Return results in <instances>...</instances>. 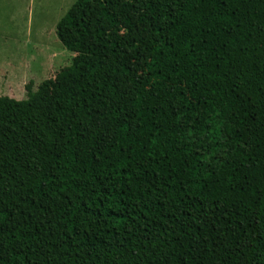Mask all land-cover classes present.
<instances>
[{
    "label": "trees",
    "instance_id": "trees-1",
    "mask_svg": "<svg viewBox=\"0 0 264 264\" xmlns=\"http://www.w3.org/2000/svg\"><path fill=\"white\" fill-rule=\"evenodd\" d=\"M56 35L0 96V264H264V0H73Z\"/></svg>",
    "mask_w": 264,
    "mask_h": 264
},
{
    "label": "rangeland",
    "instance_id": "rangeland-1",
    "mask_svg": "<svg viewBox=\"0 0 264 264\" xmlns=\"http://www.w3.org/2000/svg\"><path fill=\"white\" fill-rule=\"evenodd\" d=\"M73 0H0V96L27 98L69 65L56 25Z\"/></svg>",
    "mask_w": 264,
    "mask_h": 264
}]
</instances>
